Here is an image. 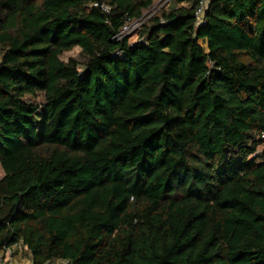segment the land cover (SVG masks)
<instances>
[{
	"label": "trees",
	"instance_id": "16d2710c",
	"mask_svg": "<svg viewBox=\"0 0 264 264\" xmlns=\"http://www.w3.org/2000/svg\"><path fill=\"white\" fill-rule=\"evenodd\" d=\"M203 1L0 0V253L264 264V0Z\"/></svg>",
	"mask_w": 264,
	"mask_h": 264
},
{
	"label": "built area",
	"instance_id": "2783aa9c",
	"mask_svg": "<svg viewBox=\"0 0 264 264\" xmlns=\"http://www.w3.org/2000/svg\"><path fill=\"white\" fill-rule=\"evenodd\" d=\"M170 2L172 0H169ZM211 0H204L201 4L199 9L197 10L196 16H197V20L198 23L201 24L203 22L204 19V14L205 11L208 7V4L210 3ZM170 2H168L167 4H164L160 10H162L163 8L167 7ZM103 9L108 12L109 8L108 7H103ZM153 10V8L150 10V12ZM159 10V11H160ZM158 10L155 11L154 13L150 14L149 16H147L145 14V16L137 21H128L126 23V25L122 28L121 32L115 37L116 41H120L122 39H124L125 37H130L131 35H135L137 34V32L142 28V26L144 25V23L153 15L157 14L159 12ZM264 137V136H263ZM17 248H23L26 251L27 248L23 247L22 245H16L12 248H7L5 249L2 253H0V264H22V263H16L13 261V256H14V250H16Z\"/></svg>",
	"mask_w": 264,
	"mask_h": 264
},
{
	"label": "rangeland",
	"instance_id": "374dc122",
	"mask_svg": "<svg viewBox=\"0 0 264 264\" xmlns=\"http://www.w3.org/2000/svg\"><path fill=\"white\" fill-rule=\"evenodd\" d=\"M168 2H170L169 0H155V3H154V7H153V10L150 12H147L146 15L149 16L150 14L154 13L155 11H159L161 9V7L164 5V4H167ZM130 43H135L138 39V36L137 35H131L130 37ZM205 46V45H204ZM70 59H76L78 60L81 64H84L86 62V59L85 57H83L81 55V50L76 48L74 49L73 51L69 52V53H66L64 56H63V60L64 61H69ZM28 101H32V102H35L37 104H41L43 99L42 97L40 96L39 98L37 99H31L29 98ZM264 149V146H261L259 148V151L261 152L262 150ZM3 177V173L0 169V179ZM57 264H65L61 261H58Z\"/></svg>",
	"mask_w": 264,
	"mask_h": 264
},
{
	"label": "crops",
	"instance_id": "0c3cea01",
	"mask_svg": "<svg viewBox=\"0 0 264 264\" xmlns=\"http://www.w3.org/2000/svg\"><path fill=\"white\" fill-rule=\"evenodd\" d=\"M13 261L16 263H22V264H33L31 255L29 254L28 251H26L23 248H17L14 250V256H13ZM58 261H53L50 264H57Z\"/></svg>",
	"mask_w": 264,
	"mask_h": 264
}]
</instances>
